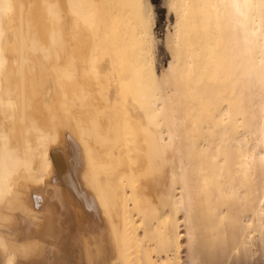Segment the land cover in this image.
Here are the masks:
<instances>
[{"label":"bare ground","instance_id":"obj_1","mask_svg":"<svg viewBox=\"0 0 264 264\" xmlns=\"http://www.w3.org/2000/svg\"><path fill=\"white\" fill-rule=\"evenodd\" d=\"M162 1L0 0V264H264V0Z\"/></svg>","mask_w":264,"mask_h":264},{"label":"rangeland","instance_id":"obj_2","mask_svg":"<svg viewBox=\"0 0 264 264\" xmlns=\"http://www.w3.org/2000/svg\"><path fill=\"white\" fill-rule=\"evenodd\" d=\"M163 1L162 0H153V4H154V8H155V12H156V18H157V22H159L158 23V27H159V32H160V35H161V37H163V34L162 33H164V28H165V19H166V16H164V14H165V11L163 10V8H162V5H163V3H162ZM162 11V12H161ZM164 11V12H163ZM162 13H163V15H162ZM159 15V16H158ZM160 20H159V19ZM164 27V28H163ZM162 29H163V31H162Z\"/></svg>","mask_w":264,"mask_h":264}]
</instances>
